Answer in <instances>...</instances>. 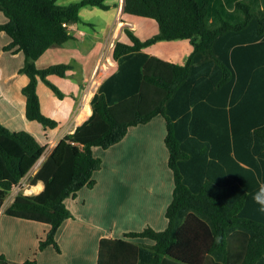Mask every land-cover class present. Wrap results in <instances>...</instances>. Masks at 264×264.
Returning <instances> with one entry per match:
<instances>
[{
	"label": "trees",
	"instance_id": "trees-1",
	"mask_svg": "<svg viewBox=\"0 0 264 264\" xmlns=\"http://www.w3.org/2000/svg\"><path fill=\"white\" fill-rule=\"evenodd\" d=\"M82 5L111 6L106 0L69 5L0 0L7 17L0 31L11 38L4 49L25 54L20 72L29 78L22 89L26 116L41 124L45 137L12 129L0 118V209L60 126L44 112L38 87L43 80L63 97L49 76H67L72 66L62 62L40 68L37 61L51 46L75 38L71 25L83 20ZM226 9L244 18L227 20ZM123 13V20H155L158 32L143 37L124 27L129 41H116L112 58L120 65L93 95V113L58 141L29 178L32 185L43 181L44 189L21 190L6 213L49 225L38 249L54 246L60 252L57 232L73 216L67 200L85 186L94 187L95 172L103 166L94 148L108 149L132 126L163 115L175 177L169 226L103 237L97 264H264V212L252 199L264 183V8L255 12L242 0H125ZM217 21L219 26L209 25ZM177 39L194 45L185 62L145 51L158 41ZM138 237L153 243L132 240ZM0 263L37 264V259L15 263L0 255Z\"/></svg>",
	"mask_w": 264,
	"mask_h": 264
},
{
	"label": "crops",
	"instance_id": "crops-1",
	"mask_svg": "<svg viewBox=\"0 0 264 264\" xmlns=\"http://www.w3.org/2000/svg\"><path fill=\"white\" fill-rule=\"evenodd\" d=\"M249 1L248 3H258L262 9L264 8V0ZM123 7L124 4L120 0L115 25L106 39H103L104 43L101 44L99 50L92 47L88 49L85 45L77 42L79 38L85 43H96L102 37L99 34L88 33L85 29L80 28L78 23H75L71 25L75 32V38L61 45L62 60H56L57 58L53 57V51H51L53 49H48L43 54V56L47 54V66L62 62L71 64L72 67L68 70L67 76H49L50 79L64 81L62 87L57 84L62 91L69 92L77 86L73 79L79 80V83H85L90 78L95 82V91L90 94L89 98L84 88L79 98L82 102L80 109L76 108L62 119L59 115V112L64 111L61 103L54 95L47 97V101L52 103V106H49L50 114H47L60 121V126L51 131L50 142L55 139L54 132L57 129L62 128L60 136L57 137L59 141L67 133L75 131L78 125L91 116L93 95L101 82L118 70L120 64L112 58L113 47L119 39L129 41L128 36L118 38L117 34H114L121 13L122 18L125 16ZM6 20L3 17L0 23ZM123 21L125 25L135 29L138 34H142L138 30L140 27L145 32L144 35L151 36L146 32V27L153 24L150 21L132 16ZM95 31L97 32V30ZM179 40L186 39L161 40L168 41V43H159L160 41H158V52L148 50L149 46L145 48V51L172 60L171 55L166 51L167 49L176 51L181 48L183 43ZM10 41V37L8 39L5 35H0V118L3 123L16 130L27 129L25 127L28 124L31 130H27L35 133L41 140H45L42 127L40 130L38 126L27 123L29 119L26 116V97L22 88L29 78L20 72L24 66L25 55H22L24 52L5 51L4 47ZM101 50H104V55L109 53V64L103 67L101 71L103 76L100 78L95 76V79L97 67L103 58ZM43 56L37 61L40 68H42L39 64ZM78 85L81 87V84ZM91 86L93 84L91 85L90 81L88 89ZM64 91V96L60 97L62 101L67 100ZM7 93L11 94L13 104L11 100L10 103L3 104L1 102V98ZM15 107H19V113ZM72 117L73 119H71ZM19 126L23 127L18 128ZM167 131L166 118L163 115H157L147 123L132 126L125 138L110 148H94V154L103 158V166L95 172L97 183L94 187L85 186L79 190L75 197L68 198L67 204L73 212V216L68 218L57 232L60 252L54 246H48L43 250L38 249L39 241L46 237L49 225L6 213L7 208L20 191L15 194L11 192L12 194H9L10 201L6 202L8 195L0 209V255H5L15 263H23L36 257L37 264H97L100 242L103 237L123 238L127 233L142 231L147 226L156 230H165L169 226L167 209L174 198L175 188L174 172L169 165L170 151L165 141ZM49 153L46 156L43 155L31 172L23 178L20 184L24 183L22 187L26 186L25 193H39L44 189L43 181L32 185L29 178L40 169ZM244 165L247 166V164ZM132 240L153 243L150 238L138 237Z\"/></svg>",
	"mask_w": 264,
	"mask_h": 264
},
{
	"label": "rangeland",
	"instance_id": "rangeland-1",
	"mask_svg": "<svg viewBox=\"0 0 264 264\" xmlns=\"http://www.w3.org/2000/svg\"><path fill=\"white\" fill-rule=\"evenodd\" d=\"M79 1H81V0H58V3L61 4V5H69V4H72V3L79 2ZM244 1L247 2V3L250 2L249 0H244ZM106 2L111 5L110 8H108V9H103V8H101L99 6H93V5H82L80 7V9H79L80 15L83 18V20L78 23L79 27L85 29L90 34H95V35L99 34L102 37V39L98 40L96 43H85L84 40H81V39L78 38L77 42L79 44H81V45H85L88 49L92 47V48H97V50H99L101 44L104 43L103 39H106V36L109 35L110 30L115 25V22H116V19H117V15H118V7L116 6V3L118 2V0H106ZM121 3L124 4V0H121ZM249 4L251 5L252 9L255 12L259 13V12L262 11V8H261L260 4H258V3H249ZM234 16H235V20H242L244 18L242 13H238V12H234L233 13V12H231L230 9H226L225 10V14H224L223 17L225 19H227V20L235 21V20L232 19V17H234ZM3 17L5 18V20L7 19V17L4 14V12L2 10H0V20ZM120 17L121 18L119 19V22H118V24L116 26L117 29L114 30V34H117L118 38H126L127 34H126L125 30H124V27L126 25H125V22L122 20V13H121ZM141 19H144L145 21L148 20L151 23H153V24L148 25L146 27V32H147L148 35H152V34H154L155 32L158 31V24H157V22L155 20L149 19V18H141ZM220 24H221L220 21H217L216 23H210L209 25L211 27H216V26H219ZM95 30H97V32ZM138 30L142 32V34L140 33L141 35L147 36V35H144L145 32H143L140 27L138 28ZM0 35H5V37H7L9 39L8 34L5 33V32H1L0 31ZM179 41H181V43H183L181 48H179L178 50L175 49L176 51H173L174 49L173 50L172 49H167L166 52H167V54L171 55L170 58L172 60H174L176 62H185L186 59L192 53L194 47H193V44L187 39L186 40H179ZM161 42L168 43V41H160L159 43H161ZM157 45H158V43L150 45L148 47V50L150 49L153 52H158V46ZM63 47H67V46H63ZM61 48H62V46L58 45V44H55V45H53V46H51L49 48V49H53V50H51V51H53L52 55H53V57L57 58L56 60H62L61 59V57H62ZM56 49L58 51H55ZM103 51L104 50H101V53L103 55L101 64L97 67V70H96L97 73L94 75V77L96 76L97 78H100V76H103V73L101 71H102L103 67H105L106 65L109 64V59H108L109 53L104 55ZM22 55H25V54H22ZM46 57H47V54H45V56L42 57V60H41V62L39 64L40 66H42V68H44L43 66H47V64H48V62H46V59H47ZM24 64H25V59L23 60V65ZM54 64H56V63H54ZM51 80H52V82H54L55 84L60 85L61 87H62V84L64 83V81L61 80V79H57V80L51 79ZM90 81H91V85L93 84V86H91L88 89V86L90 85ZM73 82L75 84H77V86L73 87V89L71 91L66 92V91L63 90L66 93L65 94L66 98H67L66 101L60 100V97L56 94V92H54L52 90V87L50 85H48L46 82L41 81L39 83V91H40V94H41V97H42V100H43L42 101L43 102V108H44L46 113L50 114V111H49L50 107L49 106H52V103H50V101H47V97L49 98L50 96L54 95L58 99V101L61 103V107L64 109V111L59 112V115L61 116V119H62L68 113L70 114L74 110H76V108H78V110L80 109V107H81L80 105H81L82 102H81V100L79 98L81 97V94L83 93L84 88H85V91L87 93L90 91V94L95 91L94 79L90 80V78H89L88 81L85 82V83H82V82L79 83V80H77V79L74 80L73 79ZM78 84H81V87ZM11 97H12L11 94L7 93L4 97L1 98V102H3V104L10 103V100L12 101ZM12 104H13V101H12ZM11 108L13 109L14 107H11ZM15 108H17V112L19 113L20 112V110H18L19 107H15ZM71 119H73V117ZM28 121L29 122H27V123H29V125L38 126L39 129L41 130V127H42L41 124H39V123H37L35 121H31V120H28ZM22 127L23 126H19L18 128H22ZM25 128L31 130L30 127L28 126V124L26 125ZM61 130H62V128H59V129H57L54 132V138L55 139H53L50 142V144H49L50 146L48 147V150L44 154L45 156L51 151V149L54 148L55 144L58 141L57 137L60 136ZM38 132L40 133V131H38ZM25 188H26V186L22 187V185H18V187L14 191H12V193L15 194V193H17V192H19L21 190H25ZM10 195H9V197H8L6 202L10 201V198H11Z\"/></svg>",
	"mask_w": 264,
	"mask_h": 264
},
{
	"label": "clouds",
	"instance_id": "clouds-1",
	"mask_svg": "<svg viewBox=\"0 0 264 264\" xmlns=\"http://www.w3.org/2000/svg\"><path fill=\"white\" fill-rule=\"evenodd\" d=\"M252 199L260 206L258 210L264 212V183L259 184L257 190L252 194Z\"/></svg>",
	"mask_w": 264,
	"mask_h": 264
},
{
	"label": "bare ground",
	"instance_id": "bare-ground-1",
	"mask_svg": "<svg viewBox=\"0 0 264 264\" xmlns=\"http://www.w3.org/2000/svg\"><path fill=\"white\" fill-rule=\"evenodd\" d=\"M95 78V77H94ZM96 79V78H95ZM87 97L89 98L90 97V91L87 93ZM89 101V100H88Z\"/></svg>",
	"mask_w": 264,
	"mask_h": 264
},
{
	"label": "built area",
	"instance_id": "built-area-1",
	"mask_svg": "<svg viewBox=\"0 0 264 264\" xmlns=\"http://www.w3.org/2000/svg\"><path fill=\"white\" fill-rule=\"evenodd\" d=\"M66 24V23H65ZM21 185V184H20ZM22 185H24V183H22Z\"/></svg>",
	"mask_w": 264,
	"mask_h": 264
},
{
	"label": "water",
	"instance_id": "water-1",
	"mask_svg": "<svg viewBox=\"0 0 264 264\" xmlns=\"http://www.w3.org/2000/svg\"><path fill=\"white\" fill-rule=\"evenodd\" d=\"M125 1V0H124Z\"/></svg>",
	"mask_w": 264,
	"mask_h": 264
}]
</instances>
